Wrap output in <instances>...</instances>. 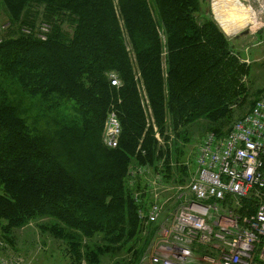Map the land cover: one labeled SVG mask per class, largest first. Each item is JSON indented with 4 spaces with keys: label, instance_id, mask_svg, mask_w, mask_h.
I'll return each mask as SVG.
<instances>
[{
    "label": "trees",
    "instance_id": "16d2710c",
    "mask_svg": "<svg viewBox=\"0 0 264 264\" xmlns=\"http://www.w3.org/2000/svg\"><path fill=\"white\" fill-rule=\"evenodd\" d=\"M0 8L1 30L11 29L0 35L1 237L44 220L71 264H98L126 246L125 264H137L155 229L138 216L146 204L134 196L143 190L138 167L179 184L156 163L153 124L161 135L167 121L174 131L226 123L248 66L212 19L196 20L198 0H0ZM13 87L67 113L51 132L39 130ZM110 110L121 128L116 147L102 141Z\"/></svg>",
    "mask_w": 264,
    "mask_h": 264
},
{
    "label": "built area",
    "instance_id": "2783aa9c",
    "mask_svg": "<svg viewBox=\"0 0 264 264\" xmlns=\"http://www.w3.org/2000/svg\"><path fill=\"white\" fill-rule=\"evenodd\" d=\"M250 1L263 15L264 30V0ZM46 32L42 25L40 39ZM120 130L110 110L103 143L116 147ZM191 158L183 185L160 172L146 178L149 171L138 167L137 183L149 191L138 216L155 229L137 264H264V94L225 134L206 132Z\"/></svg>",
    "mask_w": 264,
    "mask_h": 264
},
{
    "label": "rangeland",
    "instance_id": "374dc122",
    "mask_svg": "<svg viewBox=\"0 0 264 264\" xmlns=\"http://www.w3.org/2000/svg\"><path fill=\"white\" fill-rule=\"evenodd\" d=\"M239 1L251 9L254 14V22L248 21L229 34H225L230 41L234 55L240 62L248 66L246 74L242 77V85L245 92L241 95L236 105L233 106L228 121L226 123L212 124L206 120H196L177 128L176 131L168 126L169 122L167 121L166 128L161 131L163 132L161 135L167 136L165 141L161 137L160 131L153 124L154 137L160 143L162 150V158L156 163L161 166L165 164L169 165L166 172L171 176L175 175L179 180V185L185 184L192 174L193 163L191 157L196 144L203 134L212 131L213 126H217L216 129L220 131H226L237 119L245 114L254 99L264 94L263 15L250 0ZM213 3L214 0H198V10L195 13L198 22H202L205 19H212L216 24L219 22L213 10ZM5 22H7V17L5 12L0 8V26ZM10 30L8 27L4 30L0 28V35L7 34ZM245 30L247 32L243 33ZM13 90V99L15 102H18L19 110H25L21 113H24L30 122L33 118L34 123L32 124L39 130L51 132L57 125V119L67 113L65 109L66 105L58 108L50 107V109L45 110L39 101L25 97L14 87ZM44 106L46 107V105ZM150 122L152 123V120ZM146 169L149 171L146 178H150L153 170L151 168L148 169V167ZM175 177L174 179H176ZM170 180L173 185H178L174 184L175 181H172V179ZM146 181V179H143L141 185H146ZM142 193L146 195L147 199L149 191L144 189L140 191V195ZM165 215L167 214L165 213ZM161 217L163 216H160L158 223L161 221ZM44 223V220H33L21 228L12 229L11 234L8 236L9 239L5 240L1 237L2 234L0 232V264L4 262L8 264H71L65 252V244L49 232L43 230L41 225H44ZM145 230L147 228L144 227ZM149 238V241L147 240L148 243L146 242V247L144 246V251L148 249L152 237ZM101 244L103 243L101 242ZM127 248L128 246L120 250L116 247L111 248L110 253L100 256L98 264L130 263L132 259H128ZM80 264L86 263L82 260Z\"/></svg>",
    "mask_w": 264,
    "mask_h": 264
},
{
    "label": "bare ground",
    "instance_id": "6f19581e",
    "mask_svg": "<svg viewBox=\"0 0 264 264\" xmlns=\"http://www.w3.org/2000/svg\"><path fill=\"white\" fill-rule=\"evenodd\" d=\"M213 10L223 30L227 33L248 21L254 22L251 9L239 0H214Z\"/></svg>",
    "mask_w": 264,
    "mask_h": 264
},
{
    "label": "water",
    "instance_id": "95a60500",
    "mask_svg": "<svg viewBox=\"0 0 264 264\" xmlns=\"http://www.w3.org/2000/svg\"><path fill=\"white\" fill-rule=\"evenodd\" d=\"M217 24H218V26L220 27L221 31H222L224 34H229V33L225 32V31L223 30V28H222V26H221V24H220L219 22H218ZM246 32H247V30L243 31V33H246Z\"/></svg>",
    "mask_w": 264,
    "mask_h": 264
}]
</instances>
